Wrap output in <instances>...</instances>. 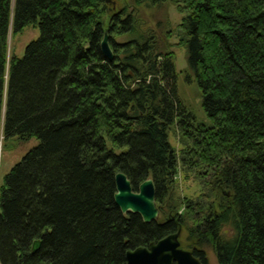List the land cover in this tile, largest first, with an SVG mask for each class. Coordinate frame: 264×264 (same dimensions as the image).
Segmentation results:
<instances>
[{
  "label": "trees",
  "instance_id": "obj_1",
  "mask_svg": "<svg viewBox=\"0 0 264 264\" xmlns=\"http://www.w3.org/2000/svg\"><path fill=\"white\" fill-rule=\"evenodd\" d=\"M173 2L204 118L177 92L173 51L126 3L0 0V134L37 138L0 183V264H125L178 227L202 264L206 245L217 264H264V0ZM10 19L39 35L7 59ZM117 171L134 190L152 178L156 219L121 211ZM189 177L196 191L181 194Z\"/></svg>",
  "mask_w": 264,
  "mask_h": 264
},
{
  "label": "rangeland",
  "instance_id": "obj_2",
  "mask_svg": "<svg viewBox=\"0 0 264 264\" xmlns=\"http://www.w3.org/2000/svg\"><path fill=\"white\" fill-rule=\"evenodd\" d=\"M109 6L119 8L126 3L127 9H135L134 14L137 15V30L144 28H155L158 40L161 46L173 51L174 65L176 70V89L184 101V103L191 109V111L198 117L204 118L205 114L201 107L200 92L192 80L191 74L186 66V48L185 44L180 41L176 29L178 22L182 16V12L177 9V5L173 0H164L157 5H147L145 0L136 2L134 0H108ZM13 0H11V6ZM12 15V13H11ZM159 24H157V23ZM157 24V26H155ZM170 30L172 33H170ZM39 35L38 24L29 22L22 26L19 30H12L11 19L7 34V59L12 55L21 56L24 52L26 43L35 39ZM121 40L127 37L126 34H121ZM169 140L171 144L179 150L181 144L179 141V134L176 132H169ZM37 142V138L32 136L26 140H18L11 137L8 140H3L0 134V183L6 172L10 167L21 157V155L32 147ZM179 191L181 194H189L196 191V185L189 179H179ZM227 235L232 233V229L223 227ZM182 233V230H181ZM208 261L210 264H217L214 252L211 246L206 245Z\"/></svg>",
  "mask_w": 264,
  "mask_h": 264
},
{
  "label": "water",
  "instance_id": "obj_3",
  "mask_svg": "<svg viewBox=\"0 0 264 264\" xmlns=\"http://www.w3.org/2000/svg\"><path fill=\"white\" fill-rule=\"evenodd\" d=\"M108 2V0H105ZM102 54L112 58V49L108 40V32L103 31L99 42ZM114 200L122 212L132 211L141 215L144 221L156 219L159 209L155 203L154 185L151 177H146L134 190L131 187L129 178L122 171L115 173ZM229 194L228 191H224ZM181 228L167 233L155 241H150L147 245H138L125 251V264H202L190 249L180 245ZM39 246V239H34L31 250H36Z\"/></svg>",
  "mask_w": 264,
  "mask_h": 264
}]
</instances>
